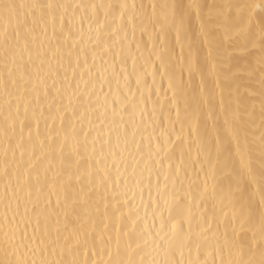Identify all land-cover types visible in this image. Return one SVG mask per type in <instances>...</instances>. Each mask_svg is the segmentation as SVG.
<instances>
[{
  "label": "snow or ice",
  "instance_id": "obj_1",
  "mask_svg": "<svg viewBox=\"0 0 264 264\" xmlns=\"http://www.w3.org/2000/svg\"><path fill=\"white\" fill-rule=\"evenodd\" d=\"M0 264H264V0H0Z\"/></svg>",
  "mask_w": 264,
  "mask_h": 264
}]
</instances>
